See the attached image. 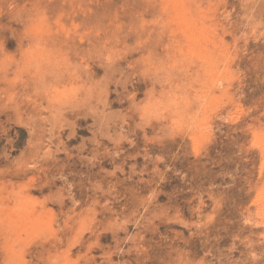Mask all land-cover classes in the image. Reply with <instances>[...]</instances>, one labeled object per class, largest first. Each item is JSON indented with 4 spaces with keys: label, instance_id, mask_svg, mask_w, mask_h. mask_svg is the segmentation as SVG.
Masks as SVG:
<instances>
[{
    "label": "rangeland",
    "instance_id": "obj_1",
    "mask_svg": "<svg viewBox=\"0 0 264 264\" xmlns=\"http://www.w3.org/2000/svg\"><path fill=\"white\" fill-rule=\"evenodd\" d=\"M0 264H264V0H0Z\"/></svg>",
    "mask_w": 264,
    "mask_h": 264
}]
</instances>
